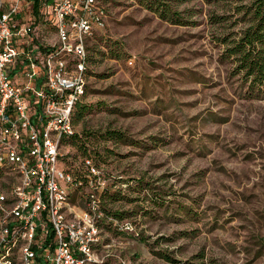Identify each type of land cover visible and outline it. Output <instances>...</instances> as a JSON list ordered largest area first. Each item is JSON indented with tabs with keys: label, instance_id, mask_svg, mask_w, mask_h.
Wrapping results in <instances>:
<instances>
[{
	"label": "rangeland",
	"instance_id": "rangeland-1",
	"mask_svg": "<svg viewBox=\"0 0 264 264\" xmlns=\"http://www.w3.org/2000/svg\"><path fill=\"white\" fill-rule=\"evenodd\" d=\"M254 1L102 0L77 138L59 149L71 209L88 210L103 188L98 264H264V92L226 56ZM33 15L34 46L57 47L51 23ZM16 184L0 167V192Z\"/></svg>",
	"mask_w": 264,
	"mask_h": 264
},
{
	"label": "built area",
	"instance_id": "built-area-1",
	"mask_svg": "<svg viewBox=\"0 0 264 264\" xmlns=\"http://www.w3.org/2000/svg\"><path fill=\"white\" fill-rule=\"evenodd\" d=\"M34 1L0 0V167L17 181L9 195L0 192V264H12L16 247L24 264H98L94 213L103 188L90 192L88 210L71 209L73 180L59 149L75 133L86 41L104 28L105 8L102 0H38L39 19L57 38L42 53L32 39ZM85 164L88 177L99 175Z\"/></svg>",
	"mask_w": 264,
	"mask_h": 264
},
{
	"label": "trees",
	"instance_id": "trees-1",
	"mask_svg": "<svg viewBox=\"0 0 264 264\" xmlns=\"http://www.w3.org/2000/svg\"><path fill=\"white\" fill-rule=\"evenodd\" d=\"M250 9L251 24L232 41L226 56L235 59L237 72L243 74L250 89L262 93L264 92V0H255ZM33 13L38 16V0L34 1ZM79 103L80 100L75 104L73 112ZM68 138L71 140L77 137L74 133ZM80 182L85 186L87 184L86 178L81 179Z\"/></svg>",
	"mask_w": 264,
	"mask_h": 264
}]
</instances>
